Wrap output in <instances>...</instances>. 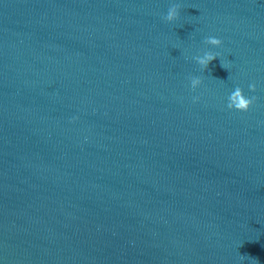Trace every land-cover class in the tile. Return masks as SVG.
Wrapping results in <instances>:
<instances>
[{"label": "water", "instance_id": "95a60500", "mask_svg": "<svg viewBox=\"0 0 264 264\" xmlns=\"http://www.w3.org/2000/svg\"><path fill=\"white\" fill-rule=\"evenodd\" d=\"M257 260L264 0H0V264Z\"/></svg>", "mask_w": 264, "mask_h": 264}, {"label": "clouds", "instance_id": "9594fccd", "mask_svg": "<svg viewBox=\"0 0 264 264\" xmlns=\"http://www.w3.org/2000/svg\"><path fill=\"white\" fill-rule=\"evenodd\" d=\"M179 7L180 6L178 4H173L172 6H170L167 10V14L163 17V19L166 21L175 20L178 16ZM204 42L212 46H219L222 43V41L219 38L214 37V36L207 37ZM216 58H217V54L211 51H205L202 56L194 57L196 62L204 69L207 68L209 62H211L212 60ZM222 67L224 66L222 65ZM200 83H201V80L199 77L193 78L191 80L192 88H195V86ZM248 87L250 91H254L256 85L252 83V84H249ZM197 99L198 97H193L194 101ZM255 100H256L255 96L246 97L243 93V90L239 86H237L228 96L227 108L235 109L237 111H247L249 107L255 102ZM73 119H75V117H73ZM257 264H259L258 260H257Z\"/></svg>", "mask_w": 264, "mask_h": 264}]
</instances>
